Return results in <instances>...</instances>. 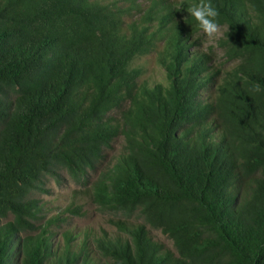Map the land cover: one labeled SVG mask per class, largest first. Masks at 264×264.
I'll return each mask as SVG.
<instances>
[{
  "label": "trees",
  "instance_id": "1",
  "mask_svg": "<svg viewBox=\"0 0 264 264\" xmlns=\"http://www.w3.org/2000/svg\"><path fill=\"white\" fill-rule=\"evenodd\" d=\"M200 2L0 0V264H264V0H210L207 46ZM120 136L88 191L116 230H52L43 178Z\"/></svg>",
  "mask_w": 264,
  "mask_h": 264
},
{
  "label": "rangeland",
  "instance_id": "2",
  "mask_svg": "<svg viewBox=\"0 0 264 264\" xmlns=\"http://www.w3.org/2000/svg\"><path fill=\"white\" fill-rule=\"evenodd\" d=\"M222 31L223 30L219 28L218 32L211 38L204 33L206 37L210 39V41L205 42L204 45L207 46L208 43L215 45L216 39L222 34ZM217 50L219 51V48H217ZM220 59L222 60L223 57H220ZM149 61V65L152 67L153 60L150 59ZM151 73V76L155 74L153 73V68H151ZM123 146L124 138L120 136L114 141L112 148L107 149L105 158L98 163L96 170L91 172L89 181H76L69 176L66 171L60 172L59 180L50 175L43 178L44 183L42 184V189L36 190L33 197L44 204L43 214H46L44 217H51L58 214L59 210H61L62 215L66 218V221L61 225L52 226V230L57 231L58 234H61L65 229H76L77 231L94 229L95 231L106 230L108 232L116 230L112 221L113 219L123 218L122 214L100 208L91 198L88 191L92 183L99 177L100 173L105 170L111 161L122 151ZM71 205L81 206L82 212L65 211ZM10 219H12V217H9L8 220ZM130 220L135 223L146 224L151 236L155 240L163 243L167 248L176 252L173 240L168 235L164 234L161 229H157L146 223L145 220L139 216V213H135ZM41 224H44L42 218L36 222L37 226Z\"/></svg>",
  "mask_w": 264,
  "mask_h": 264
},
{
  "label": "clouds",
  "instance_id": "3",
  "mask_svg": "<svg viewBox=\"0 0 264 264\" xmlns=\"http://www.w3.org/2000/svg\"><path fill=\"white\" fill-rule=\"evenodd\" d=\"M189 13L208 37L211 38L218 32L217 17L219 12L211 4L210 0H201L199 4L189 9Z\"/></svg>",
  "mask_w": 264,
  "mask_h": 264
}]
</instances>
